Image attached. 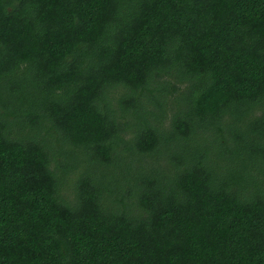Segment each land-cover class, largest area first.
I'll use <instances>...</instances> for the list:
<instances>
[{
    "label": "trees",
    "instance_id": "trees-1",
    "mask_svg": "<svg viewBox=\"0 0 264 264\" xmlns=\"http://www.w3.org/2000/svg\"><path fill=\"white\" fill-rule=\"evenodd\" d=\"M0 264H264V0H0Z\"/></svg>",
    "mask_w": 264,
    "mask_h": 264
}]
</instances>
